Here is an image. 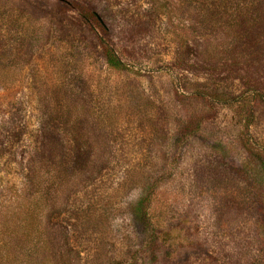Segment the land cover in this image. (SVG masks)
Masks as SVG:
<instances>
[{"label": "rangeland", "instance_id": "1", "mask_svg": "<svg viewBox=\"0 0 264 264\" xmlns=\"http://www.w3.org/2000/svg\"><path fill=\"white\" fill-rule=\"evenodd\" d=\"M83 1L125 70L62 0H0L3 239L150 264L132 210L152 183L154 264H264V4L240 21L251 0Z\"/></svg>", "mask_w": 264, "mask_h": 264}, {"label": "trees", "instance_id": "2", "mask_svg": "<svg viewBox=\"0 0 264 264\" xmlns=\"http://www.w3.org/2000/svg\"><path fill=\"white\" fill-rule=\"evenodd\" d=\"M257 2H261L262 4H264V0L262 1L260 0ZM62 3L64 4V8L67 11L75 14L76 19L86 29L94 31L95 36H97V40H99V44L102 49V53L104 56L106 66L114 71L125 70V67H124L125 65L122 63V61H120V58L116 55L112 46L106 42L107 41L106 37L108 35L107 29L105 25L97 19V15H96L95 10L93 9V6L87 3V1H83V0H64V1L62 0ZM252 4H253V0H251L249 5H247V8L244 10L243 14L238 13L239 16L241 17L240 21H245V19H247L246 15L249 13V11H252L254 9ZM227 5H229V3L227 4L225 3V5H222L223 6V7L221 6L222 9H224ZM240 34L241 33H231L230 38L233 39L234 41L238 39L235 42L242 41L243 42L242 44L245 45V40ZM244 52H245V49H241L238 51L236 50L233 51V49L232 50L230 49L228 50L227 53L225 52L224 53L230 56L231 58H234L239 53L244 54ZM59 107L61 106L59 105L56 106V108H59ZM55 115L56 116L58 115V118L63 119L64 125L67 124L65 126L66 129L68 127L72 128L71 120L74 114L72 113L69 114L65 112V115H64V113L61 114V112H57ZM75 134H76V137H75L76 140L78 139L82 140L83 132L81 130H79V132H75ZM77 150L78 149H76V152ZM81 160H83L82 161V164H83L85 160H88V155L84 158H81L77 154L76 158H73V160L71 161L70 170H76L77 168H79L78 166ZM29 178L33 179L34 177H29ZM32 179L30 181H32ZM150 184L151 185L148 184L147 187H145L146 189H144V193L142 192L139 195V198L136 201V204L134 205L135 208H133L132 210L133 212L132 215H133L135 222L141 224L142 230L147 236L146 238H144L143 249L147 252L148 262L150 264L152 263L154 264L155 262H157V257H158L157 255L159 254L158 244H157L158 241L156 240V238H154L153 231L147 219L146 210L144 206V203H146L147 198L151 195V193L153 192L152 190L154 189V185L152 183ZM27 194H28V197H31L33 193L31 190H28ZM28 201H31V200H28ZM26 208L27 206L24 208V210ZM12 229L13 228L9 227L10 232H12L11 231ZM14 241H15V246L12 244V242L6 239H3L2 235L0 236V264H52L51 260L48 258L49 256L45 252H41L38 256H34V253L32 252V250H30L31 249L30 246L27 247L25 244L19 243V247H18L16 245L18 241L16 239H14ZM23 246H26L27 248L25 249ZM2 247H5L6 249L3 250Z\"/></svg>", "mask_w": 264, "mask_h": 264}]
</instances>
